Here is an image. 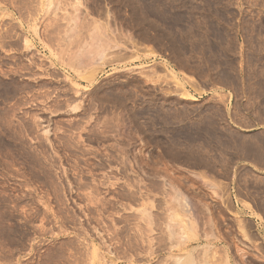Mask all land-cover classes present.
<instances>
[{
  "label": "rangeland",
  "instance_id": "obj_1",
  "mask_svg": "<svg viewBox=\"0 0 264 264\" xmlns=\"http://www.w3.org/2000/svg\"><path fill=\"white\" fill-rule=\"evenodd\" d=\"M0 264H264V0H0Z\"/></svg>",
  "mask_w": 264,
  "mask_h": 264
},
{
  "label": "crops",
  "instance_id": "obj_2",
  "mask_svg": "<svg viewBox=\"0 0 264 264\" xmlns=\"http://www.w3.org/2000/svg\"><path fill=\"white\" fill-rule=\"evenodd\" d=\"M202 45H203V46H212L213 44L203 43ZM245 76H246V75H245ZM240 79L248 80L249 78H248V75H247V77H241ZM247 86H248V83H246L244 87H246V89H248ZM217 87L224 88V86H223L220 82L217 83Z\"/></svg>",
  "mask_w": 264,
  "mask_h": 264
},
{
  "label": "bare ground",
  "instance_id": "obj_3",
  "mask_svg": "<svg viewBox=\"0 0 264 264\" xmlns=\"http://www.w3.org/2000/svg\"><path fill=\"white\" fill-rule=\"evenodd\" d=\"M97 47H98V46H97ZM98 48L100 49V47H98ZM101 51H102V50H101ZM102 52H103V51H102ZM102 52H101V53H102ZM96 54H97V53H96ZM99 55H101V54H99ZM97 56H98V55H97ZM262 160H263V159H262ZM79 242H80V241H79Z\"/></svg>",
  "mask_w": 264,
  "mask_h": 264
}]
</instances>
